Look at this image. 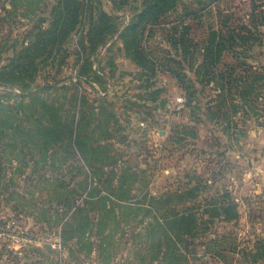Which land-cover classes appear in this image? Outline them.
Returning a JSON list of instances; mask_svg holds the SVG:
<instances>
[{
  "label": "rangeland",
  "instance_id": "obj_1",
  "mask_svg": "<svg viewBox=\"0 0 264 264\" xmlns=\"http://www.w3.org/2000/svg\"><path fill=\"white\" fill-rule=\"evenodd\" d=\"M80 1L0 0V264H264L251 0Z\"/></svg>",
  "mask_w": 264,
  "mask_h": 264
},
{
  "label": "trees",
  "instance_id": "obj_2",
  "mask_svg": "<svg viewBox=\"0 0 264 264\" xmlns=\"http://www.w3.org/2000/svg\"><path fill=\"white\" fill-rule=\"evenodd\" d=\"M115 2V0H112ZM83 4L84 2L80 0H60L59 8L61 12L55 13V25L51 30L56 31L52 36L54 39H57L59 35H62L63 40L67 39L71 33H73L77 26H78V17L83 12ZM156 4L154 1L151 6L145 10L143 13L147 12ZM252 14L250 16V23L246 25V27H242L243 30L246 31V36L242 35L241 33L234 30L230 33L228 39L234 44L237 42H246V52L251 47V43H256L261 41L259 37L262 36L261 26H264V0H251L250 2ZM56 9V8H55ZM107 27L104 28H97V30L92 28L94 36L90 33L91 36V43H94L95 35H102L103 31ZM46 34V33H45ZM218 47H222L221 44ZM234 55H240V53L234 52ZM0 84V88H3Z\"/></svg>",
  "mask_w": 264,
  "mask_h": 264
},
{
  "label": "crops",
  "instance_id": "obj_3",
  "mask_svg": "<svg viewBox=\"0 0 264 264\" xmlns=\"http://www.w3.org/2000/svg\"><path fill=\"white\" fill-rule=\"evenodd\" d=\"M259 132H261L262 135H261V138L259 139V141L256 142V144H257L258 146H262L263 143H264V129H260ZM253 134H255V133H252V135H253ZM262 164H263V166H262L261 169H262V171L264 172V161H262Z\"/></svg>",
  "mask_w": 264,
  "mask_h": 264
}]
</instances>
